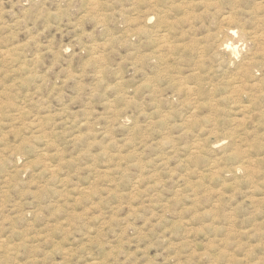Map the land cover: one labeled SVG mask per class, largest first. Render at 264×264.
Wrapping results in <instances>:
<instances>
[{
    "label": "rangeland",
    "instance_id": "374dc122",
    "mask_svg": "<svg viewBox=\"0 0 264 264\" xmlns=\"http://www.w3.org/2000/svg\"><path fill=\"white\" fill-rule=\"evenodd\" d=\"M0 264H264V0H0Z\"/></svg>",
    "mask_w": 264,
    "mask_h": 264
},
{
    "label": "bare ground",
    "instance_id": "6f19581e",
    "mask_svg": "<svg viewBox=\"0 0 264 264\" xmlns=\"http://www.w3.org/2000/svg\"><path fill=\"white\" fill-rule=\"evenodd\" d=\"M150 1V0H149ZM168 1V0H167ZM179 1H181V0H179ZM185 1V0H184ZM169 2H170V0H169ZM185 3V2H184ZM168 4V3H167ZM170 4V3H169ZM157 5V4H156ZM184 5V4H183ZM159 6V4L157 5V7ZM161 7V6H160ZM164 9H167L166 7L164 8ZM160 10V9H159ZM165 11H167V10H165ZM156 13V12H155ZM163 15L165 14V13H162ZM157 16V15H156ZM153 17V16H152ZM158 17H159V15H158ZM164 18H165V16H164ZM163 18V19H164ZM161 19V22L162 21H164V20H162V18H160ZM159 21V20H158ZM166 22V21H165ZM148 27V26H147ZM146 27V28H147ZM153 29H154V27H152ZM156 29H157V27H156ZM164 29V28H163ZM167 29V28H166ZM232 30V29H231ZM224 31V30H223ZM231 32H233V30L231 31ZM162 33H164V32H162ZM170 34V33H169ZM154 37V36H153ZM155 38V37H154ZM157 38V37H156ZM162 38H165V37H163L162 36ZM161 38V39H162ZM149 39V38H148ZM153 41V40H152ZM157 42V41H156ZM170 42V41H169ZM158 46V45H157ZM160 46V45H159ZM222 46H224V48L225 49H227V50H234V49H232V44L231 43H227V44H224V45H222ZM160 54V53H159ZM249 66V65H248ZM247 67V66H246ZM245 67V68H246ZM251 74V73H250ZM163 78H165V77H163ZM174 79V78H173ZM203 79V78H202ZM157 92V91H156ZM200 147H202V146H200Z\"/></svg>",
    "mask_w": 264,
    "mask_h": 264
}]
</instances>
